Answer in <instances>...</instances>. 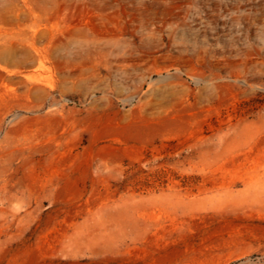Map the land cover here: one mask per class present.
<instances>
[{
	"label": "rangeland",
	"instance_id": "obj_1",
	"mask_svg": "<svg viewBox=\"0 0 264 264\" xmlns=\"http://www.w3.org/2000/svg\"><path fill=\"white\" fill-rule=\"evenodd\" d=\"M0 264H264V0H0Z\"/></svg>",
	"mask_w": 264,
	"mask_h": 264
}]
</instances>
